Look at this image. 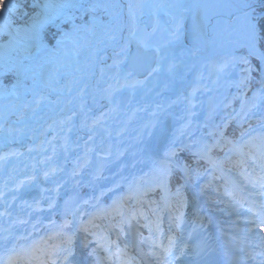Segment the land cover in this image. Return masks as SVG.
Listing matches in <instances>:
<instances>
[{
  "label": "bare ground",
  "instance_id": "bare-ground-1",
  "mask_svg": "<svg viewBox=\"0 0 264 264\" xmlns=\"http://www.w3.org/2000/svg\"><path fill=\"white\" fill-rule=\"evenodd\" d=\"M160 1L163 2L162 7L156 6V0L153 3L145 0H119L124 5L122 12L113 17L111 27L102 33L97 32L99 38L94 44L101 42L105 45L102 49H95L96 46L84 47L81 35L70 36L64 39L61 50H48L47 59L40 61L39 56L47 51L42 42L44 31L77 8L79 0H70L77 6L61 10L55 23L44 27L40 43L24 30L28 18L23 24L14 25L13 34L0 42V65H5L17 54L20 62L35 63L34 66L39 69L33 75L36 81L32 85H26L25 71L10 88L0 87V108L7 117L18 113L21 106L28 108L25 118L14 121L16 131H0V187L7 185L3 189L4 199L0 200V213L5 210L7 212L0 215V242L5 243L4 248H0V256H6L12 249L11 243L5 241L18 228H23L24 224L20 220L38 223L39 214H49V201L46 197L55 196V193L46 192L45 189H53L57 186L56 182H59L63 184L60 195H65V199L77 192L81 204L88 200L89 196L80 195L79 186L74 187L76 180L72 177L73 170L77 169V161L83 163L86 156L91 161L101 149L107 152L115 149L118 140L116 132L123 128V117L130 114L137 116L139 110L154 113L155 120L161 124V132L155 137L154 143L162 137L180 141L186 130H193L195 123L203 122L200 119L202 112L205 120L209 119V106L213 105L217 110L224 94V86L237 79L230 65L232 56L237 55L240 47L232 24L237 13V0ZM130 2L137 5L131 19L127 9ZM37 3L43 4L44 0ZM109 10L113 11L111 8ZM40 12L42 9L37 7L31 15ZM150 15L154 19L152 32L145 26ZM188 16H193L215 35L212 46L220 51L215 49L209 62L191 60L199 54V49L185 41L184 23ZM178 19L183 26L177 39L173 36V31ZM16 28L20 31L16 32ZM110 32L117 35L116 41L106 39L105 34ZM76 39L80 40L79 56L75 54L73 45ZM145 44L148 45L147 49H159L160 54L153 64L158 71L146 76L147 81L141 86L137 85V81H145L146 77L139 79L134 74L126 73L123 67L125 60L122 56L116 57V53L122 47L132 52ZM24 45L30 47L21 49ZM173 64L175 69L169 71V66ZM194 68L199 70L197 81L188 89V75ZM101 69H104L103 76ZM115 80L126 87L110 98L104 89L110 83H115ZM41 97L44 98L42 104L37 106L33 103ZM89 114H95L94 120L102 122L95 131L91 129L94 120H87ZM4 119H0V126ZM107 129L111 134L105 131ZM129 134V130L125 131L126 136ZM90 135L94 138L89 139ZM160 154L163 155V152ZM154 155L156 154L153 153ZM149 156L150 153L146 155ZM146 157L142 161L135 159V172L148 174L149 171L138 170L144 162L146 165L150 161ZM157 163L155 158L148 169H153ZM46 172L49 173L47 178ZM33 175L36 177L34 181L18 187L20 181ZM109 184L111 183H106ZM34 189L41 191L43 195L36 203L28 198V192ZM253 191L256 195L257 191L252 189L251 192ZM37 203L44 211L29 207ZM220 246L228 248L230 240L222 241ZM15 248L19 249L21 246Z\"/></svg>",
  "mask_w": 264,
  "mask_h": 264
},
{
  "label": "snow or ice",
  "instance_id": "snow-or-ice-1",
  "mask_svg": "<svg viewBox=\"0 0 264 264\" xmlns=\"http://www.w3.org/2000/svg\"><path fill=\"white\" fill-rule=\"evenodd\" d=\"M70 0H44L43 4L34 3L33 9L39 7L42 12L33 15L25 14L28 20L25 21V31L37 42H41V32L49 23H55L59 18L61 10L76 7ZM82 7V5H81ZM115 8L123 9L124 5L119 0H114L111 4L93 3L90 8ZM137 7L134 3H128V17L134 16V9ZM237 13L233 22L234 32L239 44V54L233 55L230 65L237 68L239 75L233 81L237 91L232 96V101H240L239 109L231 106V103H225L224 108H231L220 118L219 123L212 124V130L209 133L211 142L203 139L198 141L199 147L195 150L184 145L182 141L176 139L169 140L162 137L160 141L144 145L142 151L151 152L159 155L163 152L152 173L145 179L141 177L140 182L133 181L127 185V192H118L121 185L115 180L104 175V169L110 160L111 153L101 149L99 164L97 165L93 178L95 181L111 179L109 185H90L92 196L84 200L83 204H89L92 211L88 212L81 204V198L77 192L64 200L63 205H59L60 188L63 184L56 182L57 186L53 189H45L46 192H54L55 196H47L49 201L47 211L50 214H59L63 217V223L49 225L50 234L38 240H33L29 245L19 249L13 247L6 256H0V264H142L143 252L141 250V259H136L129 254V245L133 250L139 248L142 243H147L151 248V254L155 256V264H175L181 261L186 253V245L182 237L177 239L170 235H165L162 225L167 218L168 221L183 222L185 215L184 209L187 208L189 201L183 194L182 189H186L193 177H199V166L202 160L211 161L209 153L214 148L228 146L229 152L236 155L237 166L246 165L252 168L254 179L249 182L253 188L259 189V199L252 200L251 203L243 202L241 206L247 203L245 223L251 225L247 229L250 236L255 237L256 242L247 245L242 251L245 252L246 260L252 264H264V0H237L235 5ZM20 4L17 0H0V33L12 35L14 25L17 23L13 15L17 13ZM30 21V23H29ZM173 36L179 38V32L182 25L181 20H177ZM97 20L95 16L91 19L85 14V19L80 23H73L72 31L79 36L83 34V39L87 42L88 38L92 40L99 38L96 30ZM58 31H62L57 26ZM16 32L20 29L16 28ZM58 31L50 32L44 38L53 48L62 46L65 43L64 37L58 35ZM107 40L116 41L118 39L114 32L105 34ZM76 49L75 54L79 56L80 40L73 41ZM144 51L137 50L132 53L130 49L122 47L116 53V57H123L125 61L130 60L133 65L143 66L151 76L153 72L158 71L157 67L152 66L153 59L160 54V50L149 54L148 45H144ZM123 62V61H118ZM158 63V61H157ZM116 66L114 62L113 67ZM175 65L169 66V71H173ZM101 76L104 75V69H101ZM147 81H137V85H143ZM254 84L259 87L252 92V100L248 99V92L252 90ZM126 85H121L119 80L110 83L107 89H104L111 98L116 92H119ZM259 99V103H255ZM44 98L35 100L37 106L42 104ZM216 107L209 106V120L214 119ZM71 119V118H70ZM102 122L94 120L91 125L92 131ZM87 126V124H85ZM231 126V127H230ZM70 130V129H69ZM150 135V134H149ZM91 135L89 139H93ZM67 148V144L65 145ZM94 151V150H93ZM231 160V155L227 157ZM90 163L87 156L84 158L83 165L77 161V169L73 170L72 177L81 175L83 167ZM53 172L55 169L52 170ZM49 175L45 173V178ZM36 177L30 176L27 180L20 181L18 187L25 183L34 181ZM175 180L176 190L173 193L170 184ZM64 183H67L65 181ZM81 181H76L74 187H78ZM0 187V200L4 199V188ZM159 189L163 193L160 200L146 199L150 191ZM16 189H13L15 191ZM106 192H112L115 198L110 206H104L101 203V197ZM235 198V197H234ZM7 203V201H5ZM36 211H44L39 203L29 205ZM147 209V211H145ZM7 214L6 210L0 215ZM70 217V218H69ZM87 217V219H85ZM101 221V223H97ZM143 221V223H141ZM21 224H26L28 220H20ZM32 227L35 229L36 225ZM146 227L152 235L138 240L142 234L139 229ZM169 230H171L169 228ZM110 233L115 234L113 239ZM121 237H124V245L119 243ZM131 237V240H129ZM167 240V243L164 241ZM49 241H55L49 243Z\"/></svg>",
  "mask_w": 264,
  "mask_h": 264
},
{
  "label": "rangeland",
  "instance_id": "rangeland-1",
  "mask_svg": "<svg viewBox=\"0 0 264 264\" xmlns=\"http://www.w3.org/2000/svg\"><path fill=\"white\" fill-rule=\"evenodd\" d=\"M38 1L39 0H17V3L20 4V8L17 11V13L14 14V17H13V19L17 21V23L15 25L23 24L22 20L23 19L25 20V18L28 17L25 14L26 13L29 15L31 14L29 7L32 8V5L34 3H37ZM87 1L88 0H82L81 4H83V2H87ZM145 1L147 3H153V0H145ZM162 3L163 2H161L160 0H156V6L162 7L163 6ZM117 10H119V9H117ZM70 13H71V15H70ZM65 17H66V20H69V19L70 20L68 21V24L63 25L61 23L62 22L61 20H65ZM61 20H60L61 22H58L59 24L51 26V27H53V26L55 27V31H58L57 26H59V29H61L62 31H58V35H61V36L63 35L64 31H66V33L69 31V33H68L69 35H76L72 31L73 22H75V23L83 22L78 17L76 18V14L74 15L73 11L62 16ZM233 22H232V24H233ZM111 23L112 22H110V19H108V17H103L100 24H99V27L96 29L97 32H99V33L104 32V30L108 26H110V27L112 26ZM61 25H63L64 29H62ZM50 32H54V31L52 29L47 30L45 32V36L47 34H49ZM80 35H82V39H83V34H80ZM7 38H8L7 33H0V41H3ZM44 40H45V43L48 44L47 39L44 38ZM92 42H93L92 38L89 37L87 42L83 39L82 45L92 46ZM99 44H97L98 49H102L105 47V46H100ZM48 45H50V44H48ZM29 47L30 46H28V45H24V47H22L21 49H23V48L28 49ZM215 49L218 52L220 51L219 48H215ZM19 51H21V50L19 49ZM237 54H239V50H238ZM46 56H47V54L44 53L41 56L40 61H44L47 58ZM34 65H35V63H31L29 61H26L24 63L20 62L19 56L16 54L15 57L9 59L8 63H6L5 65H0V79L6 78L7 82H10L9 78H12L13 75L16 74V77L18 79V77H20L21 74L26 71L27 72V78L29 80L27 85H31L36 81V78L33 77V75L39 71V69L36 68ZM231 70L233 73H236L237 76L239 75L237 68H233L231 66ZM5 85L6 84H4V81L0 80V87L5 86ZM232 85H234V84L229 83V84H226L224 86V95L222 97V103H224V101H226V100H232L233 94L231 95L229 93V87H231ZM27 111H28L27 108H23V111H21V117H18V118L19 119L24 118L25 114H27ZM143 112L144 111L141 110L140 113L142 114ZM216 113L217 112H215L213 115L215 116ZM151 116H153L151 113L144 112L145 120L146 119L151 120ZM0 118H2L1 110H0ZM12 119H14V118L10 116L8 122L6 120V122L4 124L2 123L1 128H0L1 132L10 133V132H13L15 130V129L13 130L14 126L12 124V122H13ZM153 119L154 120L151 122L146 120L147 125L142 127L141 129H138L136 126L131 127L132 130L136 131V135H134L124 145L119 143L117 145L116 151L111 153L110 157H114V154H116L117 151L120 152L121 150H125V148L127 146H130V147L134 146V148L131 151H129L128 155L123 160L119 161V164H121L122 168L120 167L118 169V173H120L122 175H124L126 173L128 174L129 167L126 164V161L128 160V158L136 156V155H145V152L142 151L144 145L151 144L152 142H154L156 140L155 136L160 131L161 124H159V122L155 120L154 116H153ZM200 119L204 122H200L201 124H194L193 130H190V131L186 130L182 134V137H183L182 143L193 147V149H195L198 146L197 142L200 141L201 139H203L202 137H204V135H203L204 132H202L200 130V129H202V126L208 127V126H212V124L214 123L213 122L214 119L213 120L208 119L206 121L203 112L200 115ZM89 121H91V119ZM222 147H220V148H222ZM98 155L100 156V154H98ZM99 156H97L98 157L97 160L92 159V161L86 167H83L82 173L80 175V176L86 178L84 183L86 182L87 185H89V186L92 184H96L97 186L102 185L107 181V180L95 181L93 178V173H94L97 165L99 164ZM116 167H119V166H116ZM113 173H111V174H113ZM111 174H109V175H111ZM253 176H254V173L250 174V169H249L247 174L245 173V175L238 176L235 179V181L233 182L234 189L240 195L245 196L244 199H241L238 201L234 200V202H232V201H230L229 198H226V196H224L222 194V192H218L219 194L217 193L218 195L216 197L205 196L207 201L209 202V205L212 208L215 207L216 202H221L223 205H226V206H230V204H231V206H232V208L229 209L230 210V216L229 217L222 216L224 219L223 220L224 221V228H223L224 232L223 233L225 235L224 237H225V240L226 239L230 240V246L226 249L227 257L231 261L230 264H244V262L246 260V256H245V252L242 251V249H244L247 245H251V244H254L256 242L255 237L250 236L249 233L247 232V229L251 227V225L245 223V219H244L245 216L248 215V213H246L247 203H245L244 206H241L243 202H248V203L251 202V201L249 202L247 200L248 196H251V197L254 196L253 199H259L260 198L258 195L259 189L253 188L249 182L250 178L254 179ZM123 181H125V180H123ZM124 185H127V184L124 183ZM252 189H255L257 191L256 195L254 194V191L251 192ZM122 192H127V190L123 189ZM84 195H88V193H85ZM63 197L64 196H60L61 202L63 201ZM61 202L59 205L62 206ZM83 206L85 209V206H87V204H84ZM92 210L93 209L91 207L90 212ZM39 217L41 218L40 223L41 222L44 223V220H46L47 218H50V221L48 223H44V226L46 225L47 231H50L49 225H51L53 223V221L55 222V224L63 223V217L59 214H53L52 217H48V216H45V214L43 213ZM85 219H87V218L85 217ZM98 222H100V221H98ZM40 223L36 224L35 229L33 227L31 229L25 228L24 230H22V234H20V235L18 234L19 237H15L14 235H12L10 238L7 239V242L12 243L15 240H20L25 233L28 234L26 236V238L31 239V238H33L34 235L37 238L39 234L36 235L34 232L37 231L36 229L40 226ZM141 223H143V222L141 221ZM144 228H146V227H144ZM162 228L164 231V224L162 225ZM146 229L149 231L148 228H146ZM185 229H186V227H183V230H185ZM177 230H180V227L177 228ZM177 230L175 231L173 229V233H172L173 236H175L177 239H180L181 237L184 238L185 236L182 235L183 234L182 230H180L181 231L180 234L177 233ZM229 232H232L233 235H229L228 234ZM190 233L191 232H189V234ZM47 234H50V232H47ZM148 234H150V232H148ZM191 237H192L191 243L193 244L191 247H194L195 250L193 248L187 247L186 254H187V252H190L192 249L195 252L191 255H184L185 258L183 257V264H220L222 255L219 253L218 246L214 240H209L205 236V234H202V233L200 234L199 232H196L195 234H193V236L191 235ZM112 238L114 239L115 237L112 236ZM122 238H123V241L121 243V247H123V245H124V237H121V239ZM51 242L52 241H49V243H51ZM129 254L131 256L133 255L130 248H129ZM175 264H182V262L176 261ZM247 264H252V262L247 261Z\"/></svg>",
  "mask_w": 264,
  "mask_h": 264
},
{
  "label": "water",
  "instance_id": "water-1",
  "mask_svg": "<svg viewBox=\"0 0 264 264\" xmlns=\"http://www.w3.org/2000/svg\"><path fill=\"white\" fill-rule=\"evenodd\" d=\"M152 20H153V16H150L148 21V26H151ZM185 39L189 44L200 49L199 57H192L193 61H196L199 58H203L206 61H209L211 59V56L213 54V47L210 46V43H212V41L214 40V35L213 33H211L210 29L203 28L198 23V21L193 17H188L186 20ZM138 49L141 51L145 50L143 47H136L132 51V53H136ZM147 51L149 52V54L155 52V50L153 49ZM153 61H152V65H153ZM124 69L128 72H133L137 76H142L147 72L145 67L138 65L134 66L130 60L125 61ZM197 73L198 70L196 68H194L190 73L188 78L191 81V85H189L188 87H191L192 84L196 81ZM41 197L42 195L39 191L34 190L29 193V198L34 201H39Z\"/></svg>",
  "mask_w": 264,
  "mask_h": 264
},
{
  "label": "trees",
  "instance_id": "trees-1",
  "mask_svg": "<svg viewBox=\"0 0 264 264\" xmlns=\"http://www.w3.org/2000/svg\"><path fill=\"white\" fill-rule=\"evenodd\" d=\"M29 10H30V12L33 10V7L31 8V7H29ZM259 87V85H257V84H254L253 86H252V89H254V88H258ZM231 127V126H230ZM226 148H227V146H226ZM225 148V149H226ZM224 149V150H225ZM224 150L223 151H220V150H218V149H215L214 151H213V155L215 156V157H221L222 156V154H223V152H224ZM236 159H238V157H234L233 159H231L230 161H227V162H223V167H225L226 168V170L227 171H229V172H231V173H236V172H239V171H243V170H245L244 169V167H240V166H237L236 165V163H235V161H236ZM246 167V166H245ZM209 168V165L206 163V162H200V166H199V177L197 178V177H193V180L194 181H198V180H200V177H202L203 175H205V170H207ZM217 179H218V181L220 182V184L223 186V184L221 183V181H220V178H219V176H217ZM174 187L176 188L177 187V185L176 184H174ZM209 191H210V193L211 194H214L215 193V186L214 185H209ZM160 195V194H159ZM184 195L187 197V199H188V201L190 200V198H189V195L185 192L184 193ZM151 196H153V194L151 195ZM149 197V196H148ZM232 208V206H231V204H230V206H226V205H223L221 202H216L215 203V210H217L218 212H219V214L221 215V216H224V217H229L230 216V210L229 209H231Z\"/></svg>",
  "mask_w": 264,
  "mask_h": 264
}]
</instances>
